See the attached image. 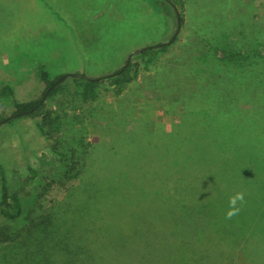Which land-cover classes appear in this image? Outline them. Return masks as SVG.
<instances>
[{
  "label": "rangeland",
  "instance_id": "1",
  "mask_svg": "<svg viewBox=\"0 0 264 264\" xmlns=\"http://www.w3.org/2000/svg\"><path fill=\"white\" fill-rule=\"evenodd\" d=\"M173 34L153 63L135 52ZM233 52L247 65L237 79L238 60L218 62ZM131 53L120 92L103 83L82 99L65 84L46 100L72 160L51 150L41 116L0 125V198L3 174L22 204L15 221L0 216L19 235L0 242V264H264V0H0V118L39 95L40 64L50 78L96 76ZM237 192L238 226L225 218ZM30 210L47 219L44 246Z\"/></svg>",
  "mask_w": 264,
  "mask_h": 264
},
{
  "label": "trees",
  "instance_id": "2",
  "mask_svg": "<svg viewBox=\"0 0 264 264\" xmlns=\"http://www.w3.org/2000/svg\"><path fill=\"white\" fill-rule=\"evenodd\" d=\"M156 3L159 0H154ZM182 18L178 15L177 16V24L179 25L181 23ZM175 40V35L173 34L171 38L164 43H157L153 45H146L144 47H141L137 49L135 52H139L146 56V62L153 63L155 56L159 53L164 51L173 41ZM133 53L129 54L128 57L124 60L123 64L117 68L115 71L107 73V74H101L96 76H89L82 72H64L56 75L53 78L49 77V73L45 69V66L43 64L39 65V73L40 78L44 82V87L39 93V95L35 96L34 98L27 100V101H16L13 100L12 102V111L9 115L1 117L0 118V125L3 123H12L17 119H20L22 117H31V116H41V124L40 126L45 130V136L48 138L51 146V150L56 153L57 155L61 157H66L67 155L62 154L61 151L58 149V145L60 143V139H58L57 134L58 129H55L50 122L48 121L47 117L48 112L45 111V103L46 100L54 95L56 92H58L62 86L65 84H72V86L76 89V92L78 96L82 99H88V98H94L97 94V87L103 83H108L109 85L116 88V93L120 92L121 87L123 85H127L133 80V76L131 73L134 72L136 74L138 63L133 62L131 59ZM237 53L233 52L230 55L223 54L220 59H218L220 64V69L223 70L226 67L230 66L232 63L231 61L238 60L239 63H235V68H238L240 71L238 74L234 75V77L237 79L238 77L242 76L244 73L243 68H247V65L244 61H242V58L238 57ZM229 63V64H228ZM242 74V75H241ZM1 93L8 96H13V91L11 87L6 84L2 87ZM179 98V96H178ZM218 145L222 151L226 150V152H230V149L232 147V139L228 137V139L225 140V142L222 144V141L224 140V135L220 133L218 137ZM215 139V138H214ZM216 141V139H215ZM225 145V143H227ZM222 144V145H221ZM225 145V146H224ZM73 157H75V153L73 152L69 156H67L68 160H72ZM74 170V165L69 167L66 174H70ZM35 171L33 169H30V173L28 177H26V180L31 179L35 176ZM47 181L44 182V184L38 186L36 196L34 198V202L38 203L40 201V198L46 194L48 189L50 188L51 184L53 183V179L44 178ZM214 205L213 203H211ZM214 209V208H211ZM220 210V209H215ZM224 211V209L222 210ZM22 212V204L19 197L18 192L11 191L9 186L6 183L5 176L1 175V198H0V216L7 221H15L18 217H20V214ZM50 218V217H49ZM25 219L27 222L26 230L30 234V236H34L39 242V244L44 246L45 240L47 239V228L45 225L48 224L47 219L44 218V221H40L37 223L35 221V216H32V210L27 211L25 214ZM225 219V218H224ZM234 223L236 226L239 225V221L233 217ZM238 228H235V230ZM234 229L230 230L228 226H226V229L223 231L227 236L230 235V231H233ZM242 231V230H241ZM18 232L14 233L10 230V227L7 223H1L0 224V242L1 243H10L16 240L18 237ZM64 238H66L64 236ZM59 249L55 248L53 249V252H58ZM71 260H76V257L70 256L67 257L64 264H72Z\"/></svg>",
  "mask_w": 264,
  "mask_h": 264
},
{
  "label": "clouds",
  "instance_id": "3",
  "mask_svg": "<svg viewBox=\"0 0 264 264\" xmlns=\"http://www.w3.org/2000/svg\"><path fill=\"white\" fill-rule=\"evenodd\" d=\"M245 203L244 193L237 192L234 196H231L229 198V210L226 212L225 218L232 219L234 216H237Z\"/></svg>",
  "mask_w": 264,
  "mask_h": 264
}]
</instances>
